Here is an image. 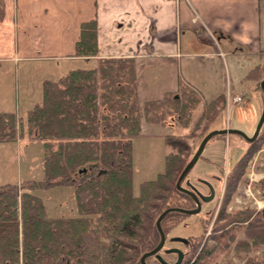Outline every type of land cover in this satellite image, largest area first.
<instances>
[{
	"label": "trees",
	"instance_id": "1",
	"mask_svg": "<svg viewBox=\"0 0 264 264\" xmlns=\"http://www.w3.org/2000/svg\"><path fill=\"white\" fill-rule=\"evenodd\" d=\"M97 54V25L91 20L80 26L74 57L90 59ZM136 81L133 59H99L94 68L70 71L56 82L44 81L42 102L27 112L25 120L0 113V143H15L24 125L43 143V182L21 193L15 185L0 186V264H140L141 256L159 243V215L169 208L193 207L192 199L176 189L188 163L184 138H164L173 150L165 156V170L155 180L141 183L138 195L133 193L131 145L140 137L143 122L164 126L165 119L174 115L177 124L187 128L193 111L204 101L196 89L180 83L177 91L142 103ZM223 98L204 104L195 131L203 119L213 120L224 110L215 109ZM259 140L264 143V128ZM256 142L248 144L229 173L225 205L258 149ZM67 184L74 189L79 217L49 218L35 188ZM178 216L187 215L171 213L162 220L165 236V221ZM251 216L249 211L230 216L222 210L217 222L226 224L215 231L226 234L217 236V246L224 238L219 249L234 240L230 232L235 224H245V240L236 245L237 254L264 245V218ZM194 252L187 264H209V253ZM159 255L168 261V255ZM148 262L160 264L155 257Z\"/></svg>",
	"mask_w": 264,
	"mask_h": 264
},
{
	"label": "crops",
	"instance_id": "2",
	"mask_svg": "<svg viewBox=\"0 0 264 264\" xmlns=\"http://www.w3.org/2000/svg\"><path fill=\"white\" fill-rule=\"evenodd\" d=\"M0 16L3 79L29 61L65 66L67 74L74 62L129 58L142 103L177 91L180 83L196 89L204 104L230 90L238 95L264 59V0H0ZM91 20L98 54L76 58L80 26ZM44 81L50 80L41 87ZM9 146L0 143V153Z\"/></svg>",
	"mask_w": 264,
	"mask_h": 264
},
{
	"label": "rangeland",
	"instance_id": "3",
	"mask_svg": "<svg viewBox=\"0 0 264 264\" xmlns=\"http://www.w3.org/2000/svg\"><path fill=\"white\" fill-rule=\"evenodd\" d=\"M55 65L56 63H50L44 66L42 62L29 61L22 63L12 72L4 74V79L0 76V113L15 114L18 109V116L25 120L27 112L42 102L40 82L44 79L51 82L57 81L58 78L66 74L63 69L65 66L54 69ZM72 66L74 69L71 70H88L95 67L94 64L80 62H74ZM243 68L246 67H238L236 74L238 75ZM249 73L251 74L241 84L242 88L239 90L240 92L238 91V95H234V92L230 90V95L227 93L223 102L215 107V109L222 108L224 110L213 120L203 119L196 131L195 127L204 113L205 105L203 103L193 111L189 126L185 129L177 124V117L174 115L168 116L165 119V125L157 128L143 122L142 134L134 139L131 145L133 193L135 195H138L141 183L155 180L158 174L164 172L165 156L173 151L164 141L167 136H182L184 138L186 145L189 146V156L186 158L188 162L201 140L212 131L228 128L238 130L247 137H252L263 107L260 82L264 79V59L252 66ZM231 82L237 89L238 83L234 84L233 77ZM235 97H240L241 101L234 103ZM35 135V133L28 134L24 125L23 132L20 133L15 144L10 143L6 150H1L0 186L15 185L17 191L21 193L22 189L27 190L34 183H39L43 179V143ZM255 144L258 149L249 158L244 175L237 182L235 191L226 205L224 199L229 173L250 146L236 135L215 137L207 144L202 156L186 176L182 186L187 188L186 181L197 185L200 179L206 180L215 189L216 198L210 204H203L198 215L167 219L164 223L165 247L178 248L185 252L187 247L176 241L170 242V238H180L188 240L196 248H193L194 255L202 250L209 253L206 256L210 259H208L209 264H248V260L264 264V245L252 246L249 253H236V245L245 240V224L243 226L232 225L230 233L234 234L235 238L224 250L219 249L222 247L224 238L219 246H217L216 240L217 236L226 233L215 231L216 227L226 224V221L217 222L222 210H225V213L230 216L249 211L252 219L264 218L262 216L264 209V143L260 144L258 136ZM198 187L203 193H206V188L201 185ZM33 193L43 200L46 215L49 218L79 217L72 185L67 184L48 189L38 187ZM185 206L188 205L185 204ZM186 208H191V205L189 204ZM166 259L169 262L173 261L174 256H167ZM148 264L152 263L148 262Z\"/></svg>",
	"mask_w": 264,
	"mask_h": 264
},
{
	"label": "water",
	"instance_id": "4",
	"mask_svg": "<svg viewBox=\"0 0 264 264\" xmlns=\"http://www.w3.org/2000/svg\"><path fill=\"white\" fill-rule=\"evenodd\" d=\"M260 90L262 92L263 95V107H262V112H261V116L259 119V122L257 124V127L255 129V132L253 134L252 137H247L244 133L238 131V130H233V129H223V130H217V131H212L210 133H208L200 142L197 150L195 151V153L193 154L192 158L189 160V162L186 164V166L184 167V169L181 171L177 181H176V189L181 192L184 193L186 195H188L195 203V208L193 209H185V208H169L166 209L165 211H163L159 217L156 220V228L159 234V243L157 244V246L152 249L151 251L143 254L140 258V264H147L146 260L150 257H155V259L160 263V264H182L183 258H184V253L179 250V249H169L166 250L167 254H176L177 255V260L174 263H168L166 262L160 255L159 253L161 252V250L164 248L165 246V242H166V236L162 230L161 227V222L162 220L169 214L171 213H179V214H183V215H187V216H191V215H198L201 212V202L199 200V198L197 197V195L192 192L190 189L188 188H184L182 186V182L184 181V179L186 178V176L189 174V172L193 169V167L196 165V163L198 162V160L200 159V157L202 156L205 147L207 146V144L216 136H225V135H236L241 137L242 139H244L246 142L248 143H252L254 142V140L258 137V135L260 134V131L264 125V79L260 82ZM203 201H208V199H202ZM264 214V210L262 212ZM264 217V216H263ZM176 242H182V243H186L187 240L184 239H180V238H174L173 239Z\"/></svg>",
	"mask_w": 264,
	"mask_h": 264
},
{
	"label": "flooded vegetation",
	"instance_id": "5",
	"mask_svg": "<svg viewBox=\"0 0 264 264\" xmlns=\"http://www.w3.org/2000/svg\"><path fill=\"white\" fill-rule=\"evenodd\" d=\"M253 136V135H252ZM259 136V135H258ZM258 138V137H257ZM257 138L254 140V142L255 141H257ZM244 140V139H243ZM245 141V140H244ZM246 142V141H245ZM254 142H252V143H254ZM247 144H252V143H248V142H246ZM198 185H201L202 187H204V188H206V193H203L202 192V190L198 187ZM186 186H187V188L188 189H190L192 192H194L196 195H197V197L199 198V200H200V202H201V209H202V205L203 204H210V203H212L214 200H215V198H216V191H215V189L213 188V186L210 184V183H208L206 180H202V179H200L199 180V182H198V184L196 185V184H192V183H190V182H186ZM208 199L209 198V200L208 201H203L202 199ZM193 201V200H192ZM196 206H195V203H194V201H193V207H191L190 209H193V208H195ZM262 216H264V214L262 213ZM174 238H170V242L171 241H174L173 240ZM166 243V242H165ZM178 243H180L181 245H183V246H185V247H187V250L184 252V250L182 251L183 253H184V258H183V261H182V264H187L188 263V261H189V259H190V256H191V252H192V250H193V246L191 245V243L187 240V242L186 243H182V242H178ZM169 249H175V248H167V247H165L164 246V248L161 250V252L162 253H164V254H166V255H168V256H170V255H173L174 256V260L173 261H167V262H169V263H174V262H176V260H177V255L176 254H167L166 253V250H169ZM178 249V248H177ZM192 249V250H191ZM180 250V249H179ZM160 252V253H161ZM146 263H147V260H146ZM193 263V261H191L189 264H192ZM148 264V263H147Z\"/></svg>",
	"mask_w": 264,
	"mask_h": 264
},
{
	"label": "built area",
	"instance_id": "6",
	"mask_svg": "<svg viewBox=\"0 0 264 264\" xmlns=\"http://www.w3.org/2000/svg\"><path fill=\"white\" fill-rule=\"evenodd\" d=\"M241 101V99H240V97H235L234 99H233V102L234 103H238V102H240ZM264 208V207H263ZM264 210V209H263Z\"/></svg>",
	"mask_w": 264,
	"mask_h": 264
}]
</instances>
